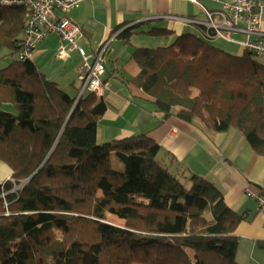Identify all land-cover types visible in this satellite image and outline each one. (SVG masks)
<instances>
[{"label": "trees", "instance_id": "1", "mask_svg": "<svg viewBox=\"0 0 264 264\" xmlns=\"http://www.w3.org/2000/svg\"><path fill=\"white\" fill-rule=\"evenodd\" d=\"M27 18L0 5V52L15 58L0 69V162L12 173L0 184V264H239L235 231L245 217L204 178L180 164L173 173L147 136L97 143L102 97L77 100L31 58L17 59ZM134 34L118 37L128 45ZM131 58L139 68L131 83L158 114L212 135L235 130L264 156V63L254 54L182 34Z\"/></svg>", "mask_w": 264, "mask_h": 264}, {"label": "crops", "instance_id": "2", "mask_svg": "<svg viewBox=\"0 0 264 264\" xmlns=\"http://www.w3.org/2000/svg\"><path fill=\"white\" fill-rule=\"evenodd\" d=\"M177 2L195 6L200 14L198 6L184 0H80L79 7L65 15L81 29L83 37L78 44L88 54L109 42L102 78L108 86L102 95L105 113L98 123L96 139L103 143L145 135L160 147L164 162L167 159L164 155L170 154L186 174L212 183L222 191L226 205L246 219L235 231L237 262L264 264V214L257 211L255 201L246 195L264 190V156L254 154L235 130L212 135L197 123H186L174 116L164 118L157 113L154 100L131 83L139 73L132 52L135 46L149 47L125 45L119 33L138 24L141 27H135L136 34L130 40L143 35L152 37L148 35L152 29H166L172 32L168 38L173 42L192 27L164 17L198 16L179 11ZM212 4L210 9L219 8L218 4ZM261 30L264 33V16ZM61 46L58 36L49 35L38 45L31 60L47 79L76 97L81 59L72 52L65 61L58 60L56 54ZM241 54L239 49L236 55ZM11 174L9 167L0 162V184L10 180Z\"/></svg>", "mask_w": 264, "mask_h": 264}, {"label": "built area", "instance_id": "3", "mask_svg": "<svg viewBox=\"0 0 264 264\" xmlns=\"http://www.w3.org/2000/svg\"><path fill=\"white\" fill-rule=\"evenodd\" d=\"M201 10L200 16H167L183 26H192L200 30L204 40H222L234 44L243 52H249L264 58V33L261 23L264 16V2L258 0H206L218 4L217 9H207L201 0H184ZM80 0H0L5 7L18 6L27 11V21L23 32L22 48L17 59L23 61L31 58L37 46L49 35L58 36L63 44L57 51V58L67 59L76 52L82 60L81 73L78 76L80 89L78 98L85 93L102 97L108 86L102 82L105 74V54L109 45L101 44L89 55L79 41L81 29L68 20L65 15L79 7ZM233 36H241L237 41ZM256 203L257 211L264 214V190L256 193L247 192Z\"/></svg>", "mask_w": 264, "mask_h": 264}, {"label": "rangeland", "instance_id": "4", "mask_svg": "<svg viewBox=\"0 0 264 264\" xmlns=\"http://www.w3.org/2000/svg\"><path fill=\"white\" fill-rule=\"evenodd\" d=\"M177 1V0H176ZM187 2V1H186ZM201 5L206 7L207 9H210L209 7H212L214 6L212 3L206 1V0H201L200 1ZM177 4L179 5L178 8H179V11H182L184 13H188V14H191L193 13V15H196L197 14V8L193 5H190L189 3H183V2H177ZM200 14H201V11H200ZM200 14L198 16H200ZM138 26V27H137ZM139 29L141 27V25H138V24H133L131 26H129L128 28H131L133 31L134 29ZM192 27V26H190ZM197 28H190V30H186V33L185 34H190V35H193V36H198V37H201V35H199V29ZM135 32V31H134ZM136 33V32H135ZM83 35V34H82ZM83 37V36H82ZM170 37V36H168ZM168 37H147V36H138V37H133L132 40H130V43L128 44L129 46L131 45H145L144 47H149V49H154L156 47H164V46H169L172 42V38H168ZM233 39L237 40V41H241L242 40V37L241 36H233ZM204 40V39H203ZM206 41L209 45L213 46V47H216L230 55H236L237 52L239 51L240 47L234 45V44H230V43H227L225 41H222V40H212V41H209V40H204ZM141 43V44H140ZM131 44V45H130ZM136 48H140L138 46H135L134 50ZM108 49V48H107ZM241 50V49H240ZM107 52V51H106ZM243 52V51H242ZM93 54V53H92ZM89 53V55H92ZM8 55V52L6 50H2L0 52V69L2 68H5L7 65H9V63L11 61H13L15 58H11L10 56L7 57ZM32 57V55H31ZM56 58H57V54H56ZM58 60H61L59 58H57ZM81 59V58H80ZM66 60V59H65ZM65 60H61V61H65ZM255 60L258 61V62H261V63H264V58L263 57H260V56H256L255 55ZM81 66H82V60H81V65H80V69H79V72H78V76L80 75L81 73ZM104 76V75H103ZM103 78V77H102ZM78 82L80 83L79 79H78ZM80 87V86H79ZM80 89V88H79ZM79 89L77 91V100L79 99L78 98V95H79ZM95 95V94H94ZM98 97V96H97ZM4 110L10 112V113H14V108L11 106V105H6L4 106ZM198 124V123H197ZM201 126V125H200ZM202 127V126H201ZM97 140V139H96ZM107 141V140H106ZM103 142V143H107V142H110V141H107V142ZM100 145L103 144L99 141H97ZM249 147V146H248ZM166 155V156H165ZM164 157L167 159L165 160V164L167 166H169V169L175 173L176 171V167H177V161L175 160V158H173V156H171L170 154H165ZM161 157V156H160ZM170 158H173V160H170ZM111 165L112 167L115 169V170H122V166L121 164L117 161V159L112 156L111 157ZM172 167V168H171ZM173 167L175 169H173ZM16 190V189H15ZM110 221L116 225H122L123 222L117 218H111ZM50 264H53L52 261H49Z\"/></svg>", "mask_w": 264, "mask_h": 264}]
</instances>
